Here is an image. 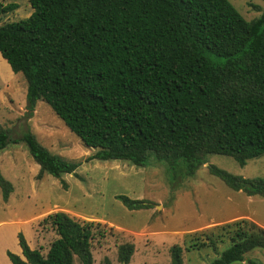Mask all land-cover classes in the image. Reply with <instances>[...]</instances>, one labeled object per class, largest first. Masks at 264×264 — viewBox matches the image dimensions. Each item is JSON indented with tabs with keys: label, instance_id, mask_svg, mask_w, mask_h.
<instances>
[{
	"label": "trees",
	"instance_id": "16d2710c",
	"mask_svg": "<svg viewBox=\"0 0 264 264\" xmlns=\"http://www.w3.org/2000/svg\"><path fill=\"white\" fill-rule=\"evenodd\" d=\"M30 15L0 25V58L25 81V110L45 103L96 161L135 167L152 162L167 173L192 176L208 155L238 166L264 154V8L245 21L227 0H28ZM255 8L254 6H251ZM16 4L0 2V15ZM0 128V151L16 144ZM38 175L59 178L79 166L49 153L29 132L19 138ZM210 175L247 197L264 198V180L234 176L214 165ZM176 181H174L175 183ZM2 200L9 184L0 176ZM130 211L143 200L115 196ZM55 232L44 256L16 234L11 264H92V222L62 212L43 219ZM228 245L199 242L235 264L264 249V230L245 220L218 228ZM216 231V230H215ZM133 246L117 248L127 264ZM170 248L171 264H181ZM248 264H256L248 260Z\"/></svg>",
	"mask_w": 264,
	"mask_h": 264
},
{
	"label": "rangeland",
	"instance_id": "374dc122",
	"mask_svg": "<svg viewBox=\"0 0 264 264\" xmlns=\"http://www.w3.org/2000/svg\"><path fill=\"white\" fill-rule=\"evenodd\" d=\"M227 1L245 21L258 17L264 8V0ZM0 2L17 5L0 15V25L25 19L32 11L28 0ZM24 95L22 76L13 74L0 58V128L18 141L0 151V176L11 188L5 201L0 189V221H28L21 225L23 234L17 226L0 227V264H10L6 252L15 249L17 233L44 256L56 235L43 219L55 212L79 223L92 222V264H125L117 256L123 244L133 246L127 264H171L172 246L180 248L181 264H208L216 254L208 246L196 249V245L213 239L217 252L223 250L226 238L220 242L212 236V232L221 235L220 226L245 220L264 230V198L234 192L207 171L208 165H214L234 176L264 180V154L243 166L226 156L208 155L192 176L177 173L174 183V174L161 163L135 167L122 161L91 160L95 150L83 147L45 103L37 101L27 115ZM25 131L49 153L79 166L57 179L47 174L37 177L38 166L19 142ZM118 195L143 200L150 207L130 211L115 199ZM248 260L264 264V249L247 252L235 264ZM73 264H78L75 258Z\"/></svg>",
	"mask_w": 264,
	"mask_h": 264
},
{
	"label": "crops",
	"instance_id": "0c3cea01",
	"mask_svg": "<svg viewBox=\"0 0 264 264\" xmlns=\"http://www.w3.org/2000/svg\"><path fill=\"white\" fill-rule=\"evenodd\" d=\"M27 220H29V219H27ZM27 222L28 221H24V220H20V219L19 220L10 219V220H6V221H0V227L1 226H11V227L17 226V228L15 227L17 229V231H21V233H22L21 225H25ZM14 245H15V249L10 250L9 252L19 256L20 255V249L17 245L16 236L14 237Z\"/></svg>",
	"mask_w": 264,
	"mask_h": 264
}]
</instances>
